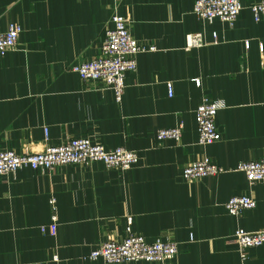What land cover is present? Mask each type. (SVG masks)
Here are the masks:
<instances>
[{
    "label": "crops",
    "instance_id": "1",
    "mask_svg": "<svg viewBox=\"0 0 264 264\" xmlns=\"http://www.w3.org/2000/svg\"><path fill=\"white\" fill-rule=\"evenodd\" d=\"M240 1L229 25L197 17L193 0H0V30L22 29L17 48L0 53V149L35 153L90 134L138 153L127 171L96 161L0 177V264H106L90 251L130 232L181 250L163 262L123 264H264V243L243 257L233 237L264 230V180L251 184L236 169L264 158V17L250 9L257 0ZM117 13L145 48L120 101L105 83L71 71L99 54ZM197 32L207 44L187 47ZM215 99L224 103L220 138L201 145L195 109ZM178 126L179 141L158 139L159 129ZM207 156L225 170L183 177ZM240 194L257 206L232 215L226 203Z\"/></svg>",
    "mask_w": 264,
    "mask_h": 264
},
{
    "label": "built area",
    "instance_id": "2",
    "mask_svg": "<svg viewBox=\"0 0 264 264\" xmlns=\"http://www.w3.org/2000/svg\"><path fill=\"white\" fill-rule=\"evenodd\" d=\"M243 5L240 0H193V13L212 23L220 19L233 25L238 19ZM255 18L264 17V0H257L250 5ZM113 27L107 29L101 43L99 54L89 61L77 63L71 71L78 75L82 81H101L113 90L116 99L121 100L127 86V77L138 68L136 56L145 48L131 33L129 21L117 13L113 16ZM21 28L11 25L7 30H0V53L4 54L17 48ZM218 40L217 32L212 34V42ZM207 39L203 32L187 35V47L204 46ZM249 44V43H248ZM169 95H173L172 85L169 84ZM224 108L221 99L212 101L202 100L195 109L198 125V142L208 145L219 140L220 135L216 125V116ZM46 138H49L48 129H45ZM183 127L161 128L158 139L180 140ZM102 161L107 167L127 171L138 161L135 150L122 146L114 148L93 141L92 135L85 134L69 138L66 142L50 144L45 150L35 153H19L12 149H0V177L14 174L20 169L51 170L58 166L90 164ZM236 169L246 175L253 184L264 180V158L258 160L242 161ZM225 169L213 162L210 157L189 163L183 169V177L187 180H198L208 176L222 173ZM55 212L56 199H51ZM232 215H238L245 209L257 206V201L248 194L233 195L226 203ZM55 219V214L53 215ZM132 223V218H128ZM41 230L46 231L42 226ZM233 237L239 244L243 257H247L246 249L258 247L264 243V230L248 231L237 229ZM181 250L178 242L162 241L156 239L149 242L145 236L130 232L122 240H107L92 249L88 255L90 259H102L106 264H123L127 262L147 261L163 262L173 259ZM56 258V257H55ZM35 264H47L36 262Z\"/></svg>",
    "mask_w": 264,
    "mask_h": 264
}]
</instances>
